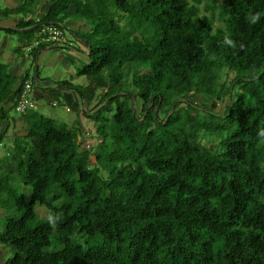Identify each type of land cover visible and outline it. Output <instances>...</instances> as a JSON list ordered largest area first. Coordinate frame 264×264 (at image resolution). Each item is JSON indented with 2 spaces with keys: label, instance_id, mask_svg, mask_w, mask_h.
Masks as SVG:
<instances>
[{
  "label": "trees",
  "instance_id": "1",
  "mask_svg": "<svg viewBox=\"0 0 264 264\" xmlns=\"http://www.w3.org/2000/svg\"><path fill=\"white\" fill-rule=\"evenodd\" d=\"M41 6L44 14L28 18ZM216 10L225 31L214 29ZM256 12L261 19L250 24L246 17ZM13 15L24 18L5 29L10 35L84 20L90 63L78 73L88 86L59 85L111 108L89 114L101 140L95 147L30 112L26 135L11 138L13 104L5 106L22 88L14 90L17 78L0 62V146L26 190L11 185L13 173L0 159V210L12 199L20 214L3 218L0 247L13 251L4 264H264V143L257 137L264 129V0L0 7V20ZM225 36L235 49L223 44ZM193 95L229 96L227 113L196 105ZM49 213L63 216L55 228Z\"/></svg>",
  "mask_w": 264,
  "mask_h": 264
},
{
  "label": "rangeland",
  "instance_id": "2",
  "mask_svg": "<svg viewBox=\"0 0 264 264\" xmlns=\"http://www.w3.org/2000/svg\"><path fill=\"white\" fill-rule=\"evenodd\" d=\"M13 0H0V7L1 8H14L15 5L18 3H11ZM9 2V3H8ZM41 9L37 10L34 14L29 15L31 18L38 19L39 15L41 13ZM201 13L207 14L204 9V6H201ZM34 16V17H32ZM216 21L214 23V29L215 31H225L226 30V23L224 20H222L219 16V11H215ZM14 18H24V15H19L18 17L11 16L10 19ZM4 20V19H2ZM0 20V21H2ZM82 23V25H81ZM85 21L83 22H76L72 24H62V27L65 30V35L69 40H74V46L72 48H67L66 45H58L56 43L46 42L43 40V37L40 36V32L35 31L32 33L26 32V33H15L14 35H10L6 33V31L0 30V34L2 36H6V34L11 37L10 42H8V45L12 47V49L9 51V48H7V53L3 54L0 53V62L7 63L8 72H16L15 67H21L22 70H27L28 72H31L32 75H36V67H38V73H39V80L35 81V87H42L48 90L49 93L53 90H57L58 88L55 86L57 81L59 79L66 80L68 83L74 86L79 87H86L88 86L89 79L86 76H80L79 71L84 68L85 65L90 63V51L87 45L85 44L82 36H84V33H87L89 29L88 26L85 25ZM6 26V25H4ZM79 27V28H78ZM81 28V29H80ZM84 29V32L82 31ZM86 31V32H85ZM27 33L29 35L27 36ZM20 35H23L22 37ZM37 42L43 43V48L40 51L41 54H39L38 58L35 59L34 56L37 55L31 54V45L35 46ZM3 45V43L1 44ZM27 46V47H25ZM88 50V52H86ZM14 59L12 63H10V59ZM230 77H234V74L232 73ZM128 80L131 81L132 74L129 73ZM65 89V88H62ZM133 94L136 93L135 89L130 90ZM67 93L71 94V98L69 100H65L62 96H57V105L53 106L54 100L50 98V96H47L46 98L40 97L38 100H36V104L38 106L37 109L34 111H30V115L37 114L42 115L44 117L52 119L55 124L58 127H61L63 125H66L68 128L72 129L77 136H80L79 134L82 131V128L79 124L74 126V122L77 121V111L81 112L82 116H84V128H86V131L84 133V140L82 142H85V147H95L98 144H100L101 140L97 137V134L95 132V125L94 122H92L89 118V114L91 111L95 109H98L102 106L103 109H110L111 106H109L107 103H104L102 105L98 104V99L96 102L87 103L84 104V108L82 107L81 100L78 98V103L76 97L71 93V91H68ZM191 100L196 103V105H200L206 109H210L212 111H215L220 114H226L227 109L229 107L230 99L229 96H219L215 100L207 99L201 96L193 95L191 97ZM70 103H76L74 105H70ZM66 106L74 107L72 112H67L65 109ZM137 107L141 108V103L137 102ZM112 108L114 109L115 106L113 105ZM84 111V112H83ZM10 123L8 125L9 133H12L14 130L19 134V136H24L27 133L28 123L26 122V117H23L22 115L18 114L14 108L10 109ZM80 114V115H81ZM198 117L197 114H192L190 117V122L192 123L196 118ZM15 119H19L21 123L24 122V127H12L15 125ZM90 134V135H89ZM12 138V135H11ZM86 139V140H85ZM12 141V140H11ZM6 144V143H5ZM217 141H211L208 143L209 147H215L217 146ZM4 144L0 146V159L3 160V166L6 169V171L13 173L12 175L14 177H8L10 183L12 186L17 187L20 194L25 193V187L24 185H20L18 182H21L20 179L21 175L16 176L17 174V166L12 161V156L7 153V150L3 147ZM92 162L96 163V160L94 157H92ZM105 175V173H103ZM6 175V174H5ZM13 200L8 199L6 209L1 211L0 210V230L2 231V228L5 226L6 221L3 219L4 216H12V217H19V213L15 210L13 206ZM37 211L39 214L44 217L45 213L47 212L45 208L37 206ZM4 212L6 215H4ZM10 254L8 258H10L13 255V251L10 249V251H7L0 247V264H4V260L8 259L6 257V253Z\"/></svg>",
  "mask_w": 264,
  "mask_h": 264
},
{
  "label": "crops",
  "instance_id": "3",
  "mask_svg": "<svg viewBox=\"0 0 264 264\" xmlns=\"http://www.w3.org/2000/svg\"><path fill=\"white\" fill-rule=\"evenodd\" d=\"M18 1V3L15 5V7L14 8H10V9H16V8H19L21 5H22V3H23V1L24 0H13L11 3H16ZM9 3V2H8ZM45 2L43 1V4H44ZM42 4V5H43ZM42 8V10H41V13H40V15L41 14H44L45 13V9L41 6V7H39L38 9H41ZM14 16H16V17H18L19 15H14ZM13 17V16H12ZM32 17H34V16H32ZM28 18H31V16L30 17H28ZM4 20H2V21H0V30L2 29V31L4 30L5 31V29H7V28H15L16 26H17V23L19 22V19H21V18H19V19H17V18H14V19H10V18H3ZM76 22H83L84 23V20H81V21H78V20H74V19H68L65 23L66 24H72V23H76ZM4 25H6V26H4ZM81 25H82V23H81ZM79 28V27H78ZM81 29V28H80ZM83 32H84V29L82 30ZM11 39V37H9L7 34H6V36L4 37V36H2L1 34H0V53H3V54H6L7 53V48H9V51L12 49V47L11 46H9L8 45V42H10V40L9 39ZM68 42L69 43H72L73 44V46H74V40H69L68 39ZM3 43V45H1ZM31 46H33L32 44H30ZM43 43H41V45H40V47H41V50H42V48H43ZM25 47H27V46H25ZM66 47L67 48H72V47H70L69 45H66ZM40 50V51H41ZM36 49H35V51L34 52H30L32 55L33 54H35L36 53ZM40 51L37 53V55L36 56H34L33 55V57H35V59H37L38 58V56H39V54H41L40 53ZM86 52H88V50H86ZM8 58H9V56H8ZM10 59V58H9ZM13 58L12 59H10V63H12L13 62ZM3 64H5V65H7V63H3ZM8 66V65H7ZM16 68V72H14V73H12V72H10L9 71V73L11 74V75H13V76H15L16 78H17V82H16V84H15V87H14V90H16V89H18L19 87H20V84H21V79H22V77L23 76H25L26 74H30V75H32L31 74V72H28L27 70H22L21 69V67H15ZM39 73H38V67H36V80L38 81L39 80ZM60 82H67L66 80H63V79H59L58 81H57V83H56V87L58 88L57 90H53V91H51V93H49L48 92V90L47 89H45V88H42V87H35L34 88V96H35V98L38 100L40 97H44V98H46L47 96H50V98L51 99H53L54 100V103L52 104L53 106H55V105H57V96H62V97H64V99L66 100H69L72 96H71V94L70 93H67L68 91H71V93L76 97V101H77V103H78V98L81 100V103H82V107L84 108V104L86 105L87 103H90L91 104V102L90 101H84V100H82L81 98H80V96H79V94H78V92H76V91H74V90H71V89H69V88H65V89H62L63 87L61 86V85H59V83ZM36 85V84H35ZM78 87V89H80V90H82L83 89V87H79V86H77ZM94 102H96V101H94ZM13 104V101H11V102H8V104L5 106V107H11V105ZM74 104H76V103H70V105H74ZM37 108H38V106H37ZM73 108L74 107H68V106H66L65 107V109L67 110V112H72V110H73ZM68 109H70V111H68ZM84 112V111H83ZM81 114V112H78L77 111V116H78V118H77V121H75L74 122V126L75 125H77V124H79L80 125V127L82 128V131H81V133L79 134L80 135V137L79 138H81L82 140H84V133H85V131H86V128H84V123H83V121H84V116H82V114ZM9 118H10V114H9ZM9 123H10V120L8 121V125H9ZM66 126V125H65ZM13 128L14 127H20V128H22V127H24V122L23 123H21V121L19 120V119H15V125L14 126H12ZM17 133V132H16ZM18 134V133H17ZM11 135H12V137L15 135V131L13 130L12 131V133H11ZM19 135V134H18Z\"/></svg>",
  "mask_w": 264,
  "mask_h": 264
},
{
  "label": "built area",
  "instance_id": "4",
  "mask_svg": "<svg viewBox=\"0 0 264 264\" xmlns=\"http://www.w3.org/2000/svg\"><path fill=\"white\" fill-rule=\"evenodd\" d=\"M40 36L43 37V40L46 42L56 43L58 45H69L70 47L73 46L72 43L68 42V38L65 35V30L62 25L53 23L42 25ZM39 45L40 42H37L35 46H31L30 49H34ZM35 81V76L30 75L29 78H26L25 81L21 83L22 91L18 95L15 103V110L20 115H25L29 111L37 108L34 97ZM68 111H70V109H68Z\"/></svg>",
  "mask_w": 264,
  "mask_h": 264
},
{
  "label": "clouds",
  "instance_id": "5",
  "mask_svg": "<svg viewBox=\"0 0 264 264\" xmlns=\"http://www.w3.org/2000/svg\"><path fill=\"white\" fill-rule=\"evenodd\" d=\"M261 13L260 12H256V13H252L250 14L249 16L246 17V20L250 23V24H257L259 23L260 19H261ZM42 26V25H41ZM40 26V27H41ZM223 44L226 45L228 48H231V49H235L237 47V42L231 38H229L228 36H225L224 40H223ZM40 45H41V42H40ZM40 45L38 47H35L34 49H31L32 52L35 51V49L37 50V48L40 47ZM73 47V46H72ZM239 47L240 49L242 50L244 48V44L243 43H240L239 44ZM30 75V74H29ZM36 76V75H35ZM36 78V77H35ZM37 81V80H36ZM23 82V81H22ZM21 82V83H22ZM21 87V86H20ZM35 97V96H34ZM17 100V98H16ZM16 103V102H15ZM15 103H13V108L15 110ZM37 109V108H35ZM35 109L31 110V111H34ZM16 111V110H15ZM30 112V111H29ZM28 112V113H29ZM27 113V114H28ZM25 114V115H27ZM25 115H22L23 117ZM257 137L259 139V141L261 143H264V129H259L257 131ZM81 139V138H79ZM63 219V216L62 214L60 213H56V214H52V213H49L46 217V220H47V223L49 224L50 227H57L59 222Z\"/></svg>",
  "mask_w": 264,
  "mask_h": 264
}]
</instances>
